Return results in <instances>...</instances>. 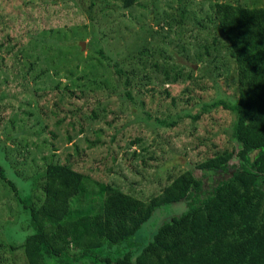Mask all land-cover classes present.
Wrapping results in <instances>:
<instances>
[{
  "label": "rangeland",
  "instance_id": "374dc122",
  "mask_svg": "<svg viewBox=\"0 0 264 264\" xmlns=\"http://www.w3.org/2000/svg\"><path fill=\"white\" fill-rule=\"evenodd\" d=\"M217 1L132 0L130 8H125L123 0H100L95 19H90L78 5L85 7L87 0H0V45L6 43L0 50V149H13L15 161L11 162L16 168L13 171L1 158L0 164L18 194L28 190L32 170L36 166L42 170L46 157V162L52 159L69 165L87 177L86 189L91 193H97L98 185L113 183L148 201L160 193L168 176L193 170L214 152L236 149L230 111L219 106L200 122L190 118L202 103L221 99L233 103L235 64L209 21ZM224 2L264 6V0ZM31 29V35L39 34L26 41L20 33ZM132 59L146 76V85L137 94L143 105L125 100L114 88L119 81L113 63L132 65ZM156 63L159 69L154 68ZM172 68L190 74L191 79L166 82L164 70ZM57 86H70L77 98L61 104ZM187 94L196 98L198 108L189 110ZM30 100L38 124L22 114ZM99 100L106 112L101 110L96 120L90 119ZM182 111L189 115L177 120L175 128L159 127L155 121L168 116L175 120ZM19 125L24 126L20 132ZM136 139L140 141L133 144ZM43 140L47 146L33 145ZM142 159L149 163L145 168L139 165ZM14 193L0 180L1 239L9 227L20 234L16 236L19 244L26 238V224ZM78 198L71 201L73 209L94 210L95 199L82 196L77 202ZM184 211L182 205L162 207L148 225L157 228L168 216ZM5 252L7 261L1 264H25L20 251ZM112 252L115 255V248Z\"/></svg>",
  "mask_w": 264,
  "mask_h": 264
},
{
  "label": "trees",
  "instance_id": "16d2710c",
  "mask_svg": "<svg viewBox=\"0 0 264 264\" xmlns=\"http://www.w3.org/2000/svg\"><path fill=\"white\" fill-rule=\"evenodd\" d=\"M123 2L125 8L133 3ZM99 3L100 0H87L85 7L78 5L90 19H95L93 14L99 10ZM212 6L213 17L209 21L220 32L234 61L236 88L233 103L221 99L202 103L199 108L194 103L196 98L187 94L192 107L189 110L198 108L190 118L200 122L206 113L219 106L230 111L234 115L231 138L236 149L214 152L193 170L168 176L160 193L148 201L123 192L113 183L98 185L97 193H91L86 189L87 177L69 165L52 159L46 162V157L42 158L43 169L36 166L32 170L31 182L25 187L28 190L19 195L0 164V180L15 192L22 222L26 224V238L19 244L16 236L20 234L11 228L6 229L8 235L4 233L2 239L0 234V264L7 261L5 251L10 254L20 251L25 264H264V6L249 7L224 0ZM33 30L20 34L27 41L39 34L31 35ZM5 46L2 43L0 50ZM137 64L113 63L119 81L114 88L125 100L143 105L137 94L143 91L146 76L141 75ZM154 68L159 69L157 63ZM185 76L192 77L174 68L164 70L166 82H182ZM135 80L140 82L135 85ZM56 90L61 104L67 103V98H77L76 90L70 86H57ZM79 92L85 93L84 89ZM88 92L96 94L93 90ZM175 101L172 98L171 105ZM101 104L99 100L97 109L89 114L90 119L96 120L101 110L106 112ZM25 106L23 116L38 124L31 100ZM187 111H182L175 120L168 116L157 117L155 121L159 127L172 129L178 125L177 120L189 115ZM23 128L19 125L18 131ZM139 141L136 139L133 144ZM40 143L48 145L45 140L33 145L39 148ZM12 153L13 149H0L3 164L14 171ZM139 165L145 168L149 163L142 159ZM82 196L95 199L94 210L71 207V201L79 197L80 202ZM171 205H182L185 211L168 216L157 228L148 225L158 209Z\"/></svg>",
  "mask_w": 264,
  "mask_h": 264
},
{
  "label": "water",
  "instance_id": "95a60500",
  "mask_svg": "<svg viewBox=\"0 0 264 264\" xmlns=\"http://www.w3.org/2000/svg\"><path fill=\"white\" fill-rule=\"evenodd\" d=\"M82 47V46H81Z\"/></svg>",
  "mask_w": 264,
  "mask_h": 264
}]
</instances>
